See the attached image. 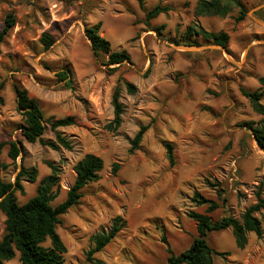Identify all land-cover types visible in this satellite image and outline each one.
Returning <instances> with one entry per match:
<instances>
[{"label":"rangeland","instance_id":"rangeland-1","mask_svg":"<svg viewBox=\"0 0 264 264\" xmlns=\"http://www.w3.org/2000/svg\"><path fill=\"white\" fill-rule=\"evenodd\" d=\"M0 0V32L11 14L16 25L0 45V142L22 141V153L11 161L7 147L2 160L5 181L13 183L23 168L37 171L32 182L20 178L14 187L19 204L34 197L44 177L58 168L60 189L52 202L67 197L86 154L104 161L101 179L82 191L80 203L61 217L57 231L67 253L65 264H91L92 237L107 232L121 217L125 226L94 257L103 264H165L187 249L197 235L192 211L206 212L192 201L195 191L215 201L213 220L242 214L264 198V153L241 125L258 123L248 100L240 92L264 90V0H245L247 17L237 23V11L225 17H196L198 0ZM167 13L147 21L155 6ZM101 24V37L113 51H126L131 63L118 70L108 57L94 54L85 29ZM195 24L207 31H227L226 51L219 48L183 51L177 42ZM54 43L45 49L42 35ZM203 43V41H200ZM203 46H213L205 44ZM70 71L71 86L55 76ZM119 78L133 83L137 92L122 87L123 123L116 132L105 127L113 119L112 94ZM27 90L46 121L73 116L78 125L59 129L72 150H53L30 144L20 135L22 117L15 87ZM264 104V97L262 100ZM149 126L140 149L130 153V141L141 126ZM45 141L54 140L47 126ZM174 147L171 167L163 143ZM120 165L117 174L114 165ZM218 181L223 192L206 181ZM264 232V209L256 214ZM5 216L0 212V240ZM210 245L230 256H216L214 264H264V234H248L240 250L230 229L208 235ZM7 264H20L18 257Z\"/></svg>","mask_w":264,"mask_h":264},{"label":"trees","instance_id":"trees-1","mask_svg":"<svg viewBox=\"0 0 264 264\" xmlns=\"http://www.w3.org/2000/svg\"><path fill=\"white\" fill-rule=\"evenodd\" d=\"M143 1L139 0L142 6ZM169 8L157 5L146 13L147 21H151L161 14L167 13ZM237 11L236 22H242L247 17V6L245 0H198L194 8L196 17L212 16L225 18ZM16 25V19L9 14L5 19V26L0 32V45L3 44L8 33ZM101 24L98 23L93 27L85 29V35L91 43L92 50L95 55H105L108 57V66H114L112 71L118 70L124 63H131V58L126 51H113L110 41L101 37ZM200 41H203L201 43ZM45 49H49L54 39L44 33L41 38ZM230 42V34L227 31L213 32L207 31L201 26L195 24L189 27L182 38V42L176 44L182 46H203L205 44L228 47ZM59 81L65 82V86H71L70 71H62L55 75ZM264 83V79L261 80ZM122 87L133 95L137 92V87L123 78H119L118 85L115 88L111 104L113 107V119L106 125V129L110 132H116L123 123L124 107L120 102V94ZM240 92L246 98L252 110L262 118L258 123L246 122L241 126L251 131L258 147L264 153V90H248L244 87L240 88ZM16 103L17 109L22 117V123L19 125L20 135L22 139L30 144L40 143L53 150L61 148L72 150L71 141L66 139L60 128L77 126L78 123L73 116L46 121L43 112L35 99L31 98L27 90L16 86ZM54 133L55 139L45 141L43 135L47 126ZM149 126H141L137 134L130 141V153H134L140 149V144L144 135L148 131ZM166 149V155L171 167L176 165V157L174 147L170 143H163ZM22 141H5L0 142V212L5 216L4 234L0 240V264H7L18 257L20 264H65V255L67 248L57 231L58 225L62 223L61 217L75 205L80 203L82 191L85 187L92 183H96L101 179V172L104 169V161L96 154H86L74 167L76 178L67 192L66 199L53 206L52 202L57 196L60 189L58 168L52 163H47L52 173L41 179L36 195L30 198L26 203L19 204L15 194L14 187L22 190L20 184L21 177H27L32 182L37 179V171L35 169L23 168L19 173L16 185L7 182L2 176L3 170L6 168L2 160L3 149L7 147L8 158L15 162L22 153ZM120 165L116 163L113 167V173L117 174ZM206 184L219 192L221 183L218 181L207 180ZM257 203L248 208L240 219L232 216L213 220L210 214L215 212L219 205L206 197L199 191H195L192 201L198 206H205L206 212H190L188 217L196 223L197 235L193 239L191 245L180 254H173L170 248H167L169 257L165 264H214V258L229 257V252H219L215 250L208 241V235L212 232H221L230 229L235 239L238 249L243 250L248 244V234L254 233L258 238H262L264 232L260 219L256 216L258 212L264 209V198L261 193L257 196ZM125 226V221L118 217L115 219L111 228L107 232L94 235L92 241L94 247L88 252L87 259L91 264H103L94 257L100 253L107 245H109Z\"/></svg>","mask_w":264,"mask_h":264},{"label":"water","instance_id":"water-1","mask_svg":"<svg viewBox=\"0 0 264 264\" xmlns=\"http://www.w3.org/2000/svg\"><path fill=\"white\" fill-rule=\"evenodd\" d=\"M206 48H219L221 50L226 51V48L221 47V46H179L178 49L183 50V51H195V50H203Z\"/></svg>","mask_w":264,"mask_h":264}]
</instances>
